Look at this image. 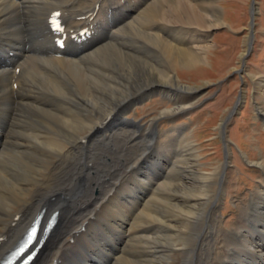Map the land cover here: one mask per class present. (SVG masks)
<instances>
[{
  "label": "bare ground",
  "instance_id": "1",
  "mask_svg": "<svg viewBox=\"0 0 264 264\" xmlns=\"http://www.w3.org/2000/svg\"><path fill=\"white\" fill-rule=\"evenodd\" d=\"M214 1L0 0V262L45 209L43 224L54 212L58 223L35 264H264L259 186L237 226L222 231L223 252L197 257L213 230L216 193L212 177L196 168L186 130L172 131L164 142L170 155L164 163L156 159L176 163L178 148L177 182L159 174L149 179L143 153L136 180H111V191L105 190L104 178L129 168L143 148L124 135L143 125L123 114L158 93L174 102L162 115L174 118L186 109L182 94L193 87L180 83L177 67L204 61L208 45L198 42L206 43L222 23ZM55 10L66 24L64 49L57 46L63 35L50 25ZM83 28L91 35L82 36ZM84 59L92 75L78 65ZM89 102L103 116L70 115ZM257 164L264 171V158ZM158 229L165 239L150 245Z\"/></svg>",
  "mask_w": 264,
  "mask_h": 264
},
{
  "label": "rangeland",
  "instance_id": "2",
  "mask_svg": "<svg viewBox=\"0 0 264 264\" xmlns=\"http://www.w3.org/2000/svg\"><path fill=\"white\" fill-rule=\"evenodd\" d=\"M254 2L255 18L250 23L252 0L214 1L222 23L208 33L206 43L198 42L208 45L204 61L194 67L180 66L175 70L180 83L193 87L190 93L182 94L181 102L185 103L186 109H181L174 118L162 115L161 112L173 107L174 102L164 98L166 95L161 93L152 94L134 104L123 115L143 125L144 129L126 128L124 135L134 142L139 141L143 145L142 151L134 160L135 165L132 164L125 171V167L117 168L115 176L104 178L105 190L109 192L113 184L111 180H124L127 177V180H136V165L145 157L137 159L145 153L147 163L141 165L149 179L159 174L163 180L177 182L181 175L177 171V164L181 160L178 148L175 151L176 163L161 166L156 159L162 158L164 163L165 156L170 155L168 144L164 142L172 131L186 130L190 133V141L196 146V168L206 173L205 176L212 177V192L216 193L210 214L213 230L209 228L210 233L202 240L204 250L195 252L201 260L207 253L214 255L223 252V234L237 226L242 208L249 202L255 188H264V171L257 164L264 158V114L258 109L264 107L261 102L264 99V0ZM111 49L114 53L118 51L114 46ZM78 65L92 75L93 69L85 59ZM90 114L103 116L90 102L89 106L78 104L70 112L71 116ZM226 119L227 124L223 127ZM150 125H153L154 131H159L158 136L154 135ZM174 126L177 129H171ZM104 144L108 148L112 142L106 140ZM86 153L87 149L84 150L85 157ZM185 165L188 166L187 162ZM39 166L40 170L45 168ZM147 177L141 175L140 178L147 180ZM98 193L96 189L95 194ZM139 221L136 218L135 225L140 224ZM161 230L149 233L150 245H157L158 239H165L166 233ZM70 236L68 234L65 238L70 239Z\"/></svg>",
  "mask_w": 264,
  "mask_h": 264
}]
</instances>
